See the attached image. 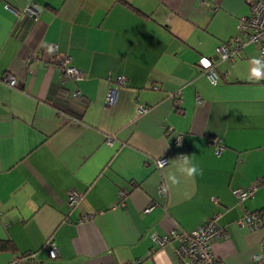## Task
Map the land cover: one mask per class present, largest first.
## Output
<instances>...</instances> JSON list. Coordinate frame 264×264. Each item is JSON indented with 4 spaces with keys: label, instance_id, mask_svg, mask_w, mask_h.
Returning <instances> with one entry per match:
<instances>
[{
    "label": "crops",
    "instance_id": "crops-1",
    "mask_svg": "<svg viewBox=\"0 0 264 264\" xmlns=\"http://www.w3.org/2000/svg\"><path fill=\"white\" fill-rule=\"evenodd\" d=\"M247 12V0H0V239L18 251L0 264H180L176 239L151 236L212 216L219 259L264 264V227L236 222L264 209V61L253 43L217 50ZM61 54L81 78L60 76Z\"/></svg>",
    "mask_w": 264,
    "mask_h": 264
},
{
    "label": "built area",
    "instance_id": "built-area-1",
    "mask_svg": "<svg viewBox=\"0 0 264 264\" xmlns=\"http://www.w3.org/2000/svg\"><path fill=\"white\" fill-rule=\"evenodd\" d=\"M248 12L238 22V30L241 35H236L232 39V43L228 46L220 45L218 47V54L222 59L233 58L239 54V49L246 44H257L259 47L260 59L264 61V0H247ZM29 13H32V8L26 9ZM55 47V46H54ZM199 63L204 71V74L214 84L217 81V75L214 70V63L207 57L203 56L199 58ZM204 61L208 63L205 64ZM57 70L62 78L79 79L83 76L80 69L73 66L70 63V57L68 55H57L56 58ZM4 80L9 85L15 84V78L12 75H4ZM118 82L123 81L122 76L116 78ZM79 95L78 91L73 93L74 97ZM111 100L110 92L107 93V101ZM180 140V135L174 137V142ZM214 151H220L223 147L219 143L218 139L212 137L210 139ZM109 144L112 143V137L107 139ZM167 158L162 157L157 160L158 166L166 164ZM256 185L249 187H237L233 189V193L240 200L247 196H251L255 191ZM159 191L164 192V187L161 186ZM124 191L120 192V196H124ZM80 198V193L75 190L67 192V199L70 205L77 203ZM151 205L148 206L145 211L149 210ZM88 215L84 216L87 219ZM240 226H245L248 229H256L264 227V209L260 211H254L244 214L238 221ZM226 232L216 222V217H208L202 224L198 225L191 232H176L175 230L169 231L164 235H152L151 238L157 247L163 246L169 242L170 239H176L178 244L173 248V253L178 259L180 264H226L219 259L212 250L214 241L222 236H225ZM48 253L51 257L57 254L56 245L52 240L48 241Z\"/></svg>",
    "mask_w": 264,
    "mask_h": 264
},
{
    "label": "trees",
    "instance_id": "trees-1",
    "mask_svg": "<svg viewBox=\"0 0 264 264\" xmlns=\"http://www.w3.org/2000/svg\"><path fill=\"white\" fill-rule=\"evenodd\" d=\"M2 252H9L12 254L17 253V248L14 243L10 239H0V253ZM27 257L26 253H21L19 258Z\"/></svg>",
    "mask_w": 264,
    "mask_h": 264
},
{
    "label": "clouds",
    "instance_id": "clouds-1",
    "mask_svg": "<svg viewBox=\"0 0 264 264\" xmlns=\"http://www.w3.org/2000/svg\"><path fill=\"white\" fill-rule=\"evenodd\" d=\"M253 62H257L256 59H254ZM255 77H256L257 79H259V78L261 77V74L257 73V74L255 75ZM196 171H197V169H196L195 167H192V168H189V169L187 170V173H188V175L191 176V175H194V174L196 173ZM173 183H175V179H174V178H173Z\"/></svg>",
    "mask_w": 264,
    "mask_h": 264
},
{
    "label": "snow or ice",
    "instance_id": "snow-or-ice-1",
    "mask_svg": "<svg viewBox=\"0 0 264 264\" xmlns=\"http://www.w3.org/2000/svg\"><path fill=\"white\" fill-rule=\"evenodd\" d=\"M205 64H207L208 62L207 61H204Z\"/></svg>",
    "mask_w": 264,
    "mask_h": 264
}]
</instances>
